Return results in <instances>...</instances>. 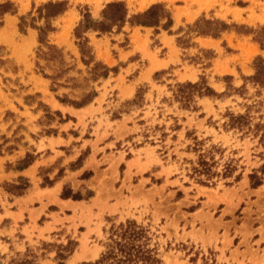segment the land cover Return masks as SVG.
<instances>
[{"label":"rangeland","instance_id":"1","mask_svg":"<svg viewBox=\"0 0 264 264\" xmlns=\"http://www.w3.org/2000/svg\"><path fill=\"white\" fill-rule=\"evenodd\" d=\"M58 2L62 12L46 17L45 5ZM114 2L124 4V22L106 19L118 12H106ZM0 4V262H94L112 231L132 221L162 264H236L240 244L247 250L239 264L246 255L248 264H264V242L251 241L264 238V70L254 78L264 61V0ZM130 47L141 57L125 70L112 65L108 57ZM148 62L153 67L137 79ZM66 107L89 111L75 117ZM107 132L119 139L116 148L70 175L90 147L64 159L82 139L95 137L96 149ZM59 136L68 142L60 155L46 141ZM64 175L61 199L87 201L95 188L112 194L109 213L82 205L71 217L46 223L42 215L36 224L38 186ZM251 175L259 185L251 186Z\"/></svg>","mask_w":264,"mask_h":264},{"label":"crops","instance_id":"2","mask_svg":"<svg viewBox=\"0 0 264 264\" xmlns=\"http://www.w3.org/2000/svg\"><path fill=\"white\" fill-rule=\"evenodd\" d=\"M107 1H109V0H107ZM101 41L103 42V40H101ZM101 49L103 50L104 47H102ZM121 53L118 54L116 56V58L115 57L113 58L112 54L108 57L109 60L113 61L112 65H115V64L118 65L119 63H123L124 67H120L121 70L127 69L129 66L128 64L135 62V61H133V60H135L133 58H135V57L140 58L141 57V56L139 57L138 54H136L135 52L132 51V47L122 50ZM121 55H124L123 56L124 58H122ZM163 60H164V58H158L159 62H161ZM136 62L138 63V61H136ZM155 63H158V62H154V64ZM170 65L171 64H165L163 66L155 67L150 71V73H148V76H151L154 72H157V71H160L163 69H167L168 67H170ZM152 67H153V64L151 62H148V64L146 66H144L145 69L144 70L142 69L141 71H139L137 73L138 75L136 78L140 79L141 76L143 75V73L145 72V70L152 68ZM115 75H113L112 81L117 80L120 73H116ZM111 84H114V83H111ZM129 85L130 84H126V86H129ZM93 107L95 108V105H93ZM65 109L68 113H70L71 115H74L75 117H76V115L82 113V111H89L88 107L83 108V109H74L72 107H66ZM108 121L110 122V119H108ZM120 122L121 121H117V123H120ZM95 124L96 123L93 122V125L92 126L89 125V126H91L94 129ZM118 131H120V130H118ZM99 132H101V129L99 130ZM107 133H108V135L106 137H104L103 139L99 140L96 143V149H93V147L91 146V143L96 142L95 137H92L89 141H87L88 143L82 139V141L85 144H80L78 147L79 149H76V152H74L73 155L70 154L69 157H66V159H64V162L72 161L81 153L82 148H85L86 145H88L90 147V152L88 154L86 162L84 163V166L81 167L80 169L74 170V171H68L67 170V172L70 175H73L74 178H77L79 175H81L83 173V171H85V169L87 167V163H89V161L92 159V157H94L96 159V157H98L102 152L106 154L108 150L112 151V148H116V144L118 143L119 139L113 138L111 136L110 132H107ZM49 139H51V141H53L54 143L55 142L57 143V145H56L57 150L56 151L60 155V153H62V151L59 148H61V146H64L68 143L66 141V139H63L62 137L59 136V137L47 138L46 141H48ZM115 156H117V153L115 154ZM57 157H60V156H58V154H56L53 157V159H55ZM123 159H124V155L120 158L118 165L123 161ZM37 162L39 163L40 161H37ZM32 167H33V165H31L26 171L31 170ZM52 175H54V172H52ZM67 180H68L67 176L64 175V177H59L58 179H55L54 183L51 186H46V187L38 186L37 189H38V191H40V193H42L44 195V198L42 199V204L39 203L35 199L32 200V201H34V203L32 204L33 209L37 211V215L35 214L36 216L34 218V222L36 224H38V220L40 219V217L42 215H44L47 218L45 221L46 223H51L52 219L55 218L56 216L60 219H65V218L71 217L73 215L72 208L73 207H80L82 205L90 206L93 213H96L98 211L99 207L104 209L103 214L109 213V209H112V206L114 204V202H113L114 199L112 198L113 197L112 194H108V196H107L105 193H101V192L97 191V189H95V188L93 189L94 195L87 201L86 200L74 201L71 199H61L60 198V192L62 190L63 184ZM77 182L80 183L81 180H78ZM78 183L75 186L72 185L73 189L77 188ZM90 183H92V181H90ZM34 191H35V189H34V187H32V190L30 191V193L28 195L26 194V196H24L22 199L27 201V199L29 197H32L31 195ZM66 211H70L69 215L66 213ZM15 213H17V211H15ZM46 223H44L40 227H45ZM257 240L260 242V244L262 242H264V238H262V235L260 233L257 235L256 239H253L251 241L255 242ZM246 250L247 249L245 248V245L240 244V246L238 247V252H237V254H235L237 257V259L235 261L236 264H239V261L242 259V256H243L242 253L245 252ZM231 251H234V250L229 248V250H227V252L225 253V256L229 255V257H230L231 253H233ZM247 256L248 255H246V257L244 259V264H248ZM229 261L232 262L233 259L230 258Z\"/></svg>","mask_w":264,"mask_h":264},{"label":"trees","instance_id":"3","mask_svg":"<svg viewBox=\"0 0 264 264\" xmlns=\"http://www.w3.org/2000/svg\"><path fill=\"white\" fill-rule=\"evenodd\" d=\"M6 5L0 4V11L4 12ZM45 7L50 8L46 17L55 16L62 12V3H48ZM116 8L117 13L106 15V19L112 23L124 22L125 20V7L121 2L110 3L106 7L107 10ZM157 8L155 6L150 7L142 15L147 16L153 14ZM87 21V19H85ZM158 21V18L154 21H142L141 25H153ZM97 28L101 31H106L104 24H99ZM96 27V26H95ZM263 66L258 67L255 73V79L263 74ZM254 176H250L251 186L255 187L259 185L258 182H253ZM148 236L146 230L142 226H138L135 222L127 221L124 224H120L115 230L112 231V235L109 237V242L106 243L105 249L101 252L100 257L94 262H83L81 264H162L158 258L156 249H150L148 247ZM0 264H4L0 262ZM6 264H34L32 260L21 259L11 260Z\"/></svg>","mask_w":264,"mask_h":264}]
</instances>
